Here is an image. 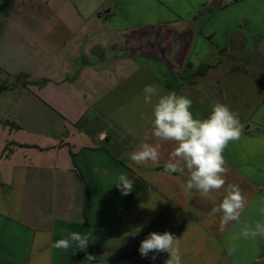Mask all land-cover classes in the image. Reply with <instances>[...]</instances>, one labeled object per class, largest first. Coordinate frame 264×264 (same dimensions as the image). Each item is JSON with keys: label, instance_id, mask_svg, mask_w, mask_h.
Masks as SVG:
<instances>
[{"label": "crops", "instance_id": "obj_1", "mask_svg": "<svg viewBox=\"0 0 264 264\" xmlns=\"http://www.w3.org/2000/svg\"><path fill=\"white\" fill-rule=\"evenodd\" d=\"M211 2L15 0L0 14V113L12 125L0 122V264H165L166 252L139 253L165 231L182 264H264V238H238L264 220V0ZM149 84L189 97L195 117L216 102L239 114L242 136L223 153L247 198L239 223L221 231L209 215L223 190L202 198L186 174L164 171L172 143L157 164L124 155L155 142ZM120 174L134 181L128 195ZM73 231L90 237L86 252L52 246Z\"/></svg>", "mask_w": 264, "mask_h": 264}, {"label": "clouds", "instance_id": "obj_2", "mask_svg": "<svg viewBox=\"0 0 264 264\" xmlns=\"http://www.w3.org/2000/svg\"><path fill=\"white\" fill-rule=\"evenodd\" d=\"M143 101L151 107L149 123L155 142H142L135 150L124 155L137 165L157 164L163 154L162 145L172 143L174 147L167 154L164 171L168 174H186V191H195L202 198H210L213 193L223 190L222 199L212 207L209 215L220 216L221 231L232 222L239 223L247 198L238 185L227 182L230 169L223 155L231 142L240 140L244 131L239 114L227 104L216 102L206 117H195L193 102L189 97L174 91L165 92L158 84L144 87ZM113 184L122 195H128L133 191L134 181L126 174H120ZM259 212L264 216V208H260ZM142 228L143 225H138L124 235L135 237ZM257 237L264 238V220L254 225L245 224L238 238L254 241ZM89 243L87 234L73 231L67 237L55 241L52 246L68 250L75 244L78 250L86 252ZM180 245V238L171 232H151L141 241L139 253L147 257L150 252H166L168 259L165 264H182ZM228 252L231 255L235 248H229ZM95 258L86 254L85 264H91ZM152 259H156V256L153 255Z\"/></svg>", "mask_w": 264, "mask_h": 264}, {"label": "trees", "instance_id": "obj_3", "mask_svg": "<svg viewBox=\"0 0 264 264\" xmlns=\"http://www.w3.org/2000/svg\"><path fill=\"white\" fill-rule=\"evenodd\" d=\"M14 1L15 0H3L2 4L0 5V14L1 13H8L14 5ZM237 36L238 35H235L234 37L236 38ZM232 45H234V44H232V41H231L229 43V46L221 51L227 58H229L227 51L230 49V47ZM209 68L210 67H203L201 70L198 71V75H204L209 70ZM236 70H241V68L238 67V68H236ZM256 75L259 77L260 85L264 88V81H263V77H262V76H264V74L256 73ZM5 90H7V87L0 85V93H2Z\"/></svg>", "mask_w": 264, "mask_h": 264}, {"label": "rangeland", "instance_id": "obj_4", "mask_svg": "<svg viewBox=\"0 0 264 264\" xmlns=\"http://www.w3.org/2000/svg\"><path fill=\"white\" fill-rule=\"evenodd\" d=\"M2 2H3V0H0V5L2 4ZM0 110H1V109H0ZM7 110H8V109H6V111H5L3 114H7V113H8ZM6 112H7V113H6ZM9 114H10V112H9L7 115H5V116H1L2 114L0 113V122H2V120H3V123H4V124L8 127V129L10 130V129H12V125H11V122L9 121V120H10ZM9 132H10V131H9ZM2 140H4V134H3V132L0 131V144H1Z\"/></svg>", "mask_w": 264, "mask_h": 264}, {"label": "water", "instance_id": "obj_5", "mask_svg": "<svg viewBox=\"0 0 264 264\" xmlns=\"http://www.w3.org/2000/svg\"><path fill=\"white\" fill-rule=\"evenodd\" d=\"M225 0H212L211 6L213 8H220L223 6Z\"/></svg>", "mask_w": 264, "mask_h": 264}]
</instances>
